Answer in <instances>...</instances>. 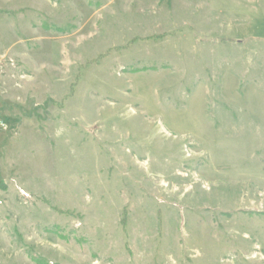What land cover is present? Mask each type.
<instances>
[{
  "label": "rangeland",
  "instance_id": "obj_1",
  "mask_svg": "<svg viewBox=\"0 0 264 264\" xmlns=\"http://www.w3.org/2000/svg\"><path fill=\"white\" fill-rule=\"evenodd\" d=\"M33 258L264 264V0H0V264Z\"/></svg>",
  "mask_w": 264,
  "mask_h": 264
},
{
  "label": "trees",
  "instance_id": "obj_2",
  "mask_svg": "<svg viewBox=\"0 0 264 264\" xmlns=\"http://www.w3.org/2000/svg\"><path fill=\"white\" fill-rule=\"evenodd\" d=\"M65 30H67V31H65ZM54 31L63 34V33H67V32H69L70 29L54 28ZM71 92H72V93L74 92V90H73V85H72V87H71ZM71 95H72V94H71ZM125 213H126V212H125ZM122 224H123L124 226H126V218H125V217L122 219ZM124 226H122V227H124ZM33 259H34V258H33ZM34 262L37 263V264H42V262H41L40 260H38V259H34Z\"/></svg>",
  "mask_w": 264,
  "mask_h": 264
}]
</instances>
